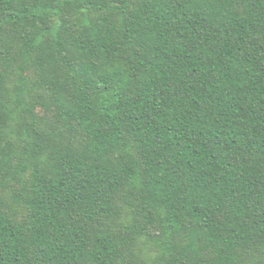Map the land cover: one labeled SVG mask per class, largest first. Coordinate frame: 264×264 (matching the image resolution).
<instances>
[{
    "label": "trees",
    "instance_id": "16d2710c",
    "mask_svg": "<svg viewBox=\"0 0 264 264\" xmlns=\"http://www.w3.org/2000/svg\"><path fill=\"white\" fill-rule=\"evenodd\" d=\"M143 236L264 264V0H0V264Z\"/></svg>",
    "mask_w": 264,
    "mask_h": 264
},
{
    "label": "rangeland",
    "instance_id": "374dc122",
    "mask_svg": "<svg viewBox=\"0 0 264 264\" xmlns=\"http://www.w3.org/2000/svg\"><path fill=\"white\" fill-rule=\"evenodd\" d=\"M124 221H126V218L124 220H121V222ZM159 251V244L143 236L142 238L135 241L132 250L127 253V260L133 259L135 264H142V261H146L148 264H155L156 254Z\"/></svg>",
    "mask_w": 264,
    "mask_h": 264
}]
</instances>
